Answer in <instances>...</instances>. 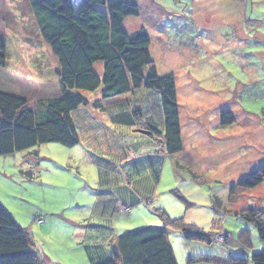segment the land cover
<instances>
[{"label":"rangeland","instance_id":"1","mask_svg":"<svg viewBox=\"0 0 264 264\" xmlns=\"http://www.w3.org/2000/svg\"><path fill=\"white\" fill-rule=\"evenodd\" d=\"M138 3L139 14L127 16L122 25L131 35L144 29L150 37V53L158 73L173 74L183 149L160 161L157 181L144 164L140 172L143 179L136 186L150 194L140 198L128 213L119 214L117 227H129L131 223L164 227L167 222L159 214L161 210L171 219L180 218L178 224L186 227L233 233L225 241L216 239L215 233V240L203 245L214 252L203 253L197 247L194 260L187 261L182 250L188 251V247L170 232L179 264H230L227 249L220 244L232 247L229 240H235L241 228L249 230L253 252H259L264 249V241L253 224L234 211L247 209L241 207L247 202L261 205L264 193L248 197L245 194L249 192L240 187L232 190V185L259 166L254 161L234 162L235 153L242 154L241 161L254 159L252 155L264 159V0ZM0 37L6 54V64L0 66V91L27 99L34 109L38 108L32 104L34 100L61 91L55 72L58 63L40 37L28 0H0ZM96 69H100V63H96ZM134 97L143 115H151L161 126L159 92L141 87ZM224 110L233 113L234 122L217 128L219 113ZM95 112L99 113L97 109ZM85 113H72L80 133L78 144L66 147L47 142L0 156V202L29 233L32 247L44 258V264H90L82 248V233L97 230L87 226L90 220L104 223L97 215L96 196L100 167L108 164L102 157L110 159L111 168L124 171L116 157L126 148L133 153L132 141L146 147L142 139L154 137L143 128L135 131L136 127L129 128L132 131L126 135V130L119 129L106 113L101 116L105 126L90 125L98 118L84 117ZM236 132L245 137L233 138ZM93 134L95 139L89 137ZM219 134L223 138H212ZM106 148L110 150L106 152ZM127 168L132 169V163ZM107 171L113 172L109 168ZM143 212L154 222H137ZM171 226L167 224L170 230L178 231L173 228L175 224ZM216 249H224L225 256Z\"/></svg>","mask_w":264,"mask_h":264},{"label":"trees","instance_id":"2","mask_svg":"<svg viewBox=\"0 0 264 264\" xmlns=\"http://www.w3.org/2000/svg\"><path fill=\"white\" fill-rule=\"evenodd\" d=\"M28 1L40 37L49 45L58 63L55 72L61 91L55 96L34 100L32 104L37 109L32 108L31 103L21 96L0 91V156L47 142L72 147L80 141L72 113L78 111V107L100 109L103 102L117 100L121 96H125L126 100L122 99L119 105H115L114 108L117 107L118 111L109 114L110 119L122 125L136 127V130L143 128L151 135L161 137L160 150L168 155L182 151L180 112L173 74L158 73L150 53V37L144 29L131 35L122 25L127 16L139 14L138 0ZM96 63H100V71H97ZM5 64V44L0 37V66ZM141 87L159 92L161 126L154 123L151 115H143L142 107L137 105L134 93ZM96 91L98 93L90 97L89 94ZM219 121L223 126L230 125L234 122V115L229 110L221 111ZM125 143L128 145L126 138ZM131 143L135 146L133 148L138 145L134 141ZM146 154L143 153L138 159H129L125 164L132 163L130 172L140 174L146 163L158 178L159 164L151 158H145ZM102 160L108 164L105 166L104 163L100 167V174L109 172L108 168L115 169L110 167L108 157H102ZM263 180L264 162L239 178L232 185V190L235 187L253 189ZM121 204L130 208L124 202H120L118 208ZM158 212L166 220V225L175 224L176 227L173 228L178 229L185 240L204 243L215 240L214 230L186 227L178 224L180 218L171 219L165 212ZM237 215L252 223L259 239L264 241L263 210L249 207L237 212ZM237 236L243 245L249 247L247 228L241 229ZM193 260L194 258L190 259ZM227 260L230 264H264V249L253 252L249 258L228 257ZM0 264H44L40 254L32 247L29 233L17 224L1 202ZM93 264L177 262L165 227L142 225L121 232L111 255Z\"/></svg>","mask_w":264,"mask_h":264},{"label":"crops","instance_id":"3","mask_svg":"<svg viewBox=\"0 0 264 264\" xmlns=\"http://www.w3.org/2000/svg\"><path fill=\"white\" fill-rule=\"evenodd\" d=\"M125 96H121L116 98L117 100H110V101H105L102 103V106L100 107V109L98 108H94L93 110H89L90 107H78V110H84V117H90V116H96V118H98V121H96L94 119V123L90 124L95 126L96 124H103L102 122V114L106 113V117L109 114L111 115L113 112L118 111L117 107H115V105H119V101L122 99H125ZM126 100V99H125ZM109 108V109H108ZM98 110L99 113H96L95 110ZM110 111V113H107V111ZM106 117L104 116V119L106 120ZM100 120V121H99ZM105 126V125H104ZM116 126H118L119 129H123L124 131L126 130V135L128 134V131H132V127L126 126V125H122L120 123H116ZM163 126V124H162ZM226 126V125H225ZM128 127V128H127ZM215 127H223V125H221L220 121L218 122V124H215ZM131 128V129H129ZM161 132L163 131V127H161ZM79 131V130H78ZM138 131V130H135ZM79 133V132H78ZM150 134V133H148ZM125 135V136H126ZM241 132H236V134H233V138L239 137L241 136ZM80 136V133H79ZM243 137H245L244 135H242ZM89 137L95 139L96 134L93 135H89ZM155 137V138H154ZM153 139H145L142 141H144L146 143V147H142L141 145H137V147L135 148V151L133 153H129L128 149L126 148V150H123L122 155H120V157H116L118 159V162L120 164H123L124 166V171H117L116 168L113 170V172H102V176H100V186H99V192L96 194V196H98V203H99V208H98V213L97 215L101 217V219H103L104 223H97L99 221H95V220H90L91 222H88V227H94L97 230H87L85 232L82 233V239L84 241H82L83 247L86 251V255L87 258L90 261V264H93L97 261H101L103 259H106L107 257H109L111 255L112 252V248L114 247L115 241L117 239V236L125 231L128 230L130 228H133V226H138L135 225L137 223H131V224H126L129 227H124L125 225H121L120 227H117L118 221L121 219V216H118L119 214H126V213H121L119 208H118V204L120 202H124L126 204H128L130 206V210H132V208L135 207V205H137V203H139V199L140 198H148L149 196V191L148 190H143V189H139L138 186H136V184H138L143 178H141V175L139 173H131L128 168L127 165L125 163H127L128 161H126L127 159H138L139 156L143 153H147L146 157L147 159L151 158V160L154 162H157V165L159 164L160 159H164V157L168 154H166L165 152H162L160 150V145H161V137L158 136H154ZM182 137V136H181ZM223 138L222 134L220 135H216L212 138ZM262 137V136H260ZM264 137V136H263ZM155 140V141H154ZM93 141V140H92ZM252 143V140L250 139L249 143ZM102 145H99V147H101ZM251 147H255V145L250 144ZM236 147V145H235ZM109 148H106L105 151H109ZM103 151V150H102ZM141 151V153H139L138 155L137 152ZM256 152V150H255ZM241 155L240 153L237 152V154L235 153L234 156L236 159H234V162L238 163V164H242L244 162L247 161H254L255 163H257L258 165H260L261 163H263L264 159L261 160L260 158H255L254 155H252L254 157V159L252 158H248L249 160H243L241 161ZM142 157H140L141 159ZM232 159V158H231ZM133 161V160H132ZM204 161V160H202ZM225 162V161H224ZM237 164V165H238ZM122 167V168H123ZM228 168L230 170H232L231 167L228 166ZM237 169H239L237 167ZM233 173V170H232ZM151 178L154 181H157L158 178L155 177L154 175V171L152 170L151 172ZM129 180L135 182L134 185L133 183L129 182ZM150 181V178H149ZM130 183V184H129ZM142 186V184L140 185ZM246 192H249L250 194H245L248 197H252L254 194H257L258 192H262L264 193V180L261 184H259L257 187L253 188V189H242ZM264 195V194H263ZM262 200V204L259 206H256L254 203H248L246 205H241V207L244 208H249V207H255V208H259L261 210L264 211V198H261ZM120 206V205H119ZM248 206V207H245ZM243 208V209H244ZM129 210V211H130ZM242 209L236 210L234 211V214L237 215V212H239ZM128 213V212H127ZM141 218L139 219V221L137 222H154L152 217H147L144 212L143 214H141ZM101 221V220H100ZM124 224V223H123ZM166 225V224H165ZM167 226V225H166ZM165 227V229L168 232V236H169V243L172 247L174 256H175V260L177 262V264H179V261L177 260V256L173 247V243L171 241L170 235L169 233L171 232V234L173 233L174 236L179 239V241H181L185 247H188V251L185 250V248L182 250V252L185 253V258L188 260H190L191 258H194V256L197 254L196 253V249L198 250V248L201 250V252L206 253V252H214L212 251V249H210L209 246H207V248H204L206 246H203L205 243L204 242H200V241H196V240H183V236L179 233V231L176 230H170L168 227ZM102 231H99L100 229ZM126 228V229H123ZM243 229V228H241ZM240 229V230H241ZM239 230V231H240ZM220 230H217L215 232H219ZM238 231V232H239ZM238 233L236 234V239L229 240V244H233L232 247H228L227 245H224V243L222 242V244H220V247H224L225 250L227 249V254L228 257H231L230 255H232V251H233V255L234 257H243V258H249V256L253 253V248L251 246V244L248 246H245L241 243V240L239 238V236H237ZM231 236L233 237V233H231ZM180 238L182 240H180ZM190 241V242H189ZM189 243H191L192 247L189 245ZM221 243V242H220ZM251 243V241H250ZM218 245V244H216ZM223 245V246H222ZM227 246V247H225ZM198 247V248H197ZM230 248V249H228ZM264 248V246H263ZM224 249L219 250L216 249L217 252H219L218 254L222 257L225 256L226 251ZM216 252V254H217ZM41 259L44 262V258L41 257Z\"/></svg>","mask_w":264,"mask_h":264},{"label":"built area","instance_id":"4","mask_svg":"<svg viewBox=\"0 0 264 264\" xmlns=\"http://www.w3.org/2000/svg\"><path fill=\"white\" fill-rule=\"evenodd\" d=\"M119 210L122 213H127V212H129L130 208L124 204H121L119 206ZM214 237L216 239H218L219 241H225L226 239L230 238L231 236L228 232H221V233H216V235H214Z\"/></svg>","mask_w":264,"mask_h":264}]
</instances>
